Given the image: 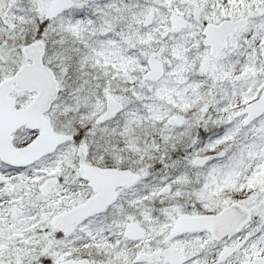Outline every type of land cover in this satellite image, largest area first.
Returning a JSON list of instances; mask_svg holds the SVG:
<instances>
[{
    "label": "snow or ice",
    "instance_id": "snow-or-ice-1",
    "mask_svg": "<svg viewBox=\"0 0 264 264\" xmlns=\"http://www.w3.org/2000/svg\"><path fill=\"white\" fill-rule=\"evenodd\" d=\"M0 264H264V0H0Z\"/></svg>",
    "mask_w": 264,
    "mask_h": 264
}]
</instances>
